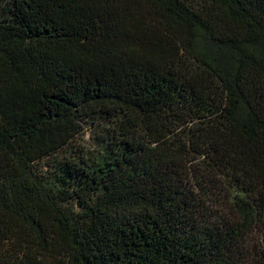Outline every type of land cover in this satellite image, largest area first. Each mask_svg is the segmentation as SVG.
<instances>
[{
    "label": "trees",
    "instance_id": "16d2710c",
    "mask_svg": "<svg viewBox=\"0 0 264 264\" xmlns=\"http://www.w3.org/2000/svg\"><path fill=\"white\" fill-rule=\"evenodd\" d=\"M0 264H264V0H0Z\"/></svg>",
    "mask_w": 264,
    "mask_h": 264
}]
</instances>
